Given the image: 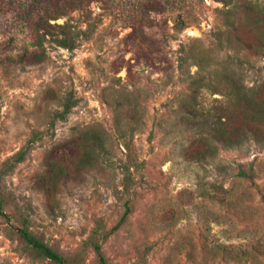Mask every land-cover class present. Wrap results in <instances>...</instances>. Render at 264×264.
<instances>
[{
  "label": "rangeland",
  "instance_id": "374dc122",
  "mask_svg": "<svg viewBox=\"0 0 264 264\" xmlns=\"http://www.w3.org/2000/svg\"><path fill=\"white\" fill-rule=\"evenodd\" d=\"M188 1L197 22L177 30L152 14L141 46L120 7L69 10L50 22L79 32L73 49L54 41L60 28L33 44L32 0L4 6L0 166L36 140L0 182V264H53L22 227L66 264H99L90 241L112 227L107 264H264V143L228 145L248 118L223 93L239 79L264 101L261 32L241 10L230 27L219 0Z\"/></svg>",
  "mask_w": 264,
  "mask_h": 264
},
{
  "label": "trees",
  "instance_id": "16d2710c",
  "mask_svg": "<svg viewBox=\"0 0 264 264\" xmlns=\"http://www.w3.org/2000/svg\"><path fill=\"white\" fill-rule=\"evenodd\" d=\"M92 1L98 0H32V4L35 6L36 10L30 9L25 13L26 22L30 25L34 33L33 44L37 47L42 45L41 39H44L45 35L49 33L51 28H60V36H56L54 41L57 45L64 48L73 49L75 47V39L79 35V32H73L70 29L68 21L63 24L51 23L50 20H55L60 16H65L69 10H80L87 11L88 5ZM109 8L120 7L124 12L125 17L123 18L124 23L132 28L134 38L138 42V45H143V43H148L150 37L146 35L144 28L152 26L154 23V18L152 14H172L173 27L177 30H181L190 23L198 21V14L193 10L192 6L187 4L188 0H103ZM192 1V0H191ZM223 3L225 7V23L230 25L234 24L233 14L236 11L240 13L245 12L247 16L251 17V24L253 28L259 30L261 35L256 38V46L259 49H264V32L262 31V22L264 20V4L253 3L252 0H243L241 8L238 5V0H219ZM16 0H0V14L7 11V7H11ZM8 5L4 8L5 5ZM53 4V7L50 6ZM238 12V13H239ZM149 45V44H148ZM264 54V50H261ZM220 84L216 82L212 84L208 82L206 84L207 89H213L214 93L222 89ZM229 89V88H228ZM257 89L255 87H245L239 79L231 80V89H229L226 95H229L237 104H242L244 106L245 113L247 114L248 120L239 127L236 131L234 139H232L228 145L234 146L239 144L243 139L251 137L258 142L264 143V135L262 134L258 125L264 120V101L255 99V92ZM186 103H182L184 107ZM73 106L70 98H66L62 102L61 110L55 111L52 114L51 123H54L56 119H63L65 115L69 112L70 108ZM191 107L192 104H188ZM89 135H83L84 142L87 141ZM216 137V136H214ZM219 137V136H218ZM36 140L35 132L32 138L28 139L27 144L22 149H19L12 156L7 158L0 166V182L4 175H6L15 164L21 162L30 148L31 143ZM246 173L243 172L242 175ZM1 193V191H0ZM4 199L0 195V216L7 218L8 214L3 209ZM114 228L105 230L102 234V238L97 241H90L91 246L95 252L99 264H107L106 258L103 254L101 243L106 239ZM21 237L26 241L28 245L33 247L37 253L53 264H66L64 258L60 253L52 249L45 242L38 239L36 236L31 234L26 228L22 227L19 229Z\"/></svg>",
  "mask_w": 264,
  "mask_h": 264
}]
</instances>
